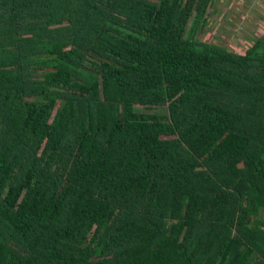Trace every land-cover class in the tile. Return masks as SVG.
Returning a JSON list of instances; mask_svg holds the SVG:
<instances>
[{
	"label": "trees",
	"instance_id": "16d2710c",
	"mask_svg": "<svg viewBox=\"0 0 264 264\" xmlns=\"http://www.w3.org/2000/svg\"><path fill=\"white\" fill-rule=\"evenodd\" d=\"M211 4L0 0V264H264V31Z\"/></svg>",
	"mask_w": 264,
	"mask_h": 264
},
{
	"label": "rangeland",
	"instance_id": "374dc122",
	"mask_svg": "<svg viewBox=\"0 0 264 264\" xmlns=\"http://www.w3.org/2000/svg\"><path fill=\"white\" fill-rule=\"evenodd\" d=\"M207 14V25L195 31L194 38L235 52H243L264 31V0H212ZM255 219L264 220V210Z\"/></svg>",
	"mask_w": 264,
	"mask_h": 264
}]
</instances>
